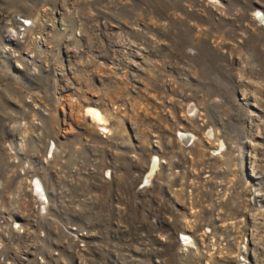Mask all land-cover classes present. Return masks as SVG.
I'll return each instance as SVG.
<instances>
[{"label":"rangeland","instance_id":"rangeland-1","mask_svg":"<svg viewBox=\"0 0 264 264\" xmlns=\"http://www.w3.org/2000/svg\"><path fill=\"white\" fill-rule=\"evenodd\" d=\"M260 16L0 0V264H264Z\"/></svg>","mask_w":264,"mask_h":264},{"label":"bare ground","instance_id":"bare-ground-1","mask_svg":"<svg viewBox=\"0 0 264 264\" xmlns=\"http://www.w3.org/2000/svg\"><path fill=\"white\" fill-rule=\"evenodd\" d=\"M261 20H264L263 16H260ZM86 113L87 115L91 118V121L94 122L95 124H97V126L106 129L108 126V120L106 118V116L103 114V112L100 111V109L97 108H88L86 109ZM158 163V160H157ZM155 162V167H153L154 171L157 169V167H159V163L157 164ZM153 175V173H151ZM42 182L40 180L35 181V191L37 192V194L39 196H44V187L43 184H41ZM43 198V197H42Z\"/></svg>","mask_w":264,"mask_h":264},{"label":"flooded vegetation","instance_id":"flooded-vegetation-1","mask_svg":"<svg viewBox=\"0 0 264 264\" xmlns=\"http://www.w3.org/2000/svg\"><path fill=\"white\" fill-rule=\"evenodd\" d=\"M179 134H180V138H182L186 144L192 141V138H193L192 136H193V135H189L190 137H187V139H186V138H183V137L187 136L186 133L180 132ZM158 158H159L158 156H155V157L153 158V160H152V162H151L152 164H151V166H150V168H149V172L147 173L146 177H147L149 174H151V172H152V173L155 172V171L153 170V169H154L153 167H155V162L157 163ZM157 164H158V163H157ZM146 177H145V181H144L143 183H146V182H147V181H146Z\"/></svg>","mask_w":264,"mask_h":264}]
</instances>
